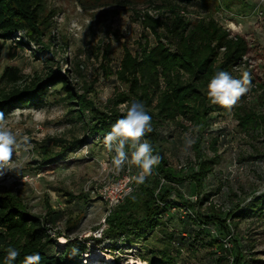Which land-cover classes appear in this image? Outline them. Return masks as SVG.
<instances>
[{"label":"rangeland","instance_id":"1","mask_svg":"<svg viewBox=\"0 0 264 264\" xmlns=\"http://www.w3.org/2000/svg\"><path fill=\"white\" fill-rule=\"evenodd\" d=\"M43 2L45 17L53 14L52 28L44 38L45 43L51 44L49 53L60 60L62 74L70 69L68 79L76 92L86 95L99 111L107 112L112 108L109 99L126 90L114 74L125 50L135 54L147 43L151 48L158 45L157 38L143 27L137 13L148 12L156 18L162 13L150 5V0H132V8L119 6L114 0ZM215 18L232 35H241L249 42L250 51L242 69L264 89V0L236 1L217 12ZM20 37V33L15 34L2 50L0 89L6 91L11 89L1 81L6 67L19 68L24 78L43 75L48 68L43 60L46 53L39 56L42 60L35 57L34 52L40 46H16ZM2 43L0 41V46ZM65 58H68V66ZM261 92L252 93L248 99V104H255L257 111L264 109L258 99ZM63 97L65 93L59 97L51 91L42 108H16L0 118V125L12 131L18 140L11 160L0 167V193L9 191L19 196L33 215L47 217L49 233L56 241L49 255L62 253L70 240L79 243L82 249L86 247L80 264H152L141 258L150 250L157 253L151 256L154 264L163 260L162 252L172 255L176 264H225L217 258L222 251L216 241L221 240L230 245L229 250L234 245L241 247L247 261L258 260L250 264L264 262V224L261 221L254 217L235 220L238 226L233 228V239L237 242L224 236L217 226L204 222L210 215V203L216 205L217 210L226 211V217L233 205L244 198L250 201L252 194L264 191V158H251L264 154V130L261 137L253 140L241 132L232 114L213 115V125L203 135L201 146L212 155V140L219 137L220 158L204 188L196 190L187 180L179 188L182 198L188 202L184 203L173 193L165 225L152 232L146 241L128 244L123 236L115 239L105 236L106 217L108 208L121 205L132 194L139 168L127 161L119 167L114 165L115 152L105 145V138L91 134L90 110L80 112L78 99L69 104V100H60ZM125 110V105L118 107L121 114ZM177 127H170L176 144L170 148L165 146L166 153L171 165L182 176H187L197 171L193 149L197 131L190 128L184 132ZM76 141L83 143L43 165L45 158L61 153ZM128 156L130 158L131 153ZM229 191L236 192L238 197H231ZM203 196H208L209 200L198 203ZM233 215L235 213H229L228 222ZM171 235L173 238L169 239ZM177 242L182 247H178ZM96 251L103 252L104 257L90 258Z\"/></svg>","mask_w":264,"mask_h":264},{"label":"trees","instance_id":"2","mask_svg":"<svg viewBox=\"0 0 264 264\" xmlns=\"http://www.w3.org/2000/svg\"><path fill=\"white\" fill-rule=\"evenodd\" d=\"M114 1L126 8H132L133 5L132 0ZM236 1L239 0H150V5L162 15L156 18L148 12L137 14L143 27L155 35L158 45L151 48L147 43L146 47L135 54L128 49L125 50L121 64L114 74L126 90L117 92L109 99L112 108L103 112L99 111L86 95H79L76 92L68 79L70 69L62 74L60 60L49 53L51 44L45 43L44 38L52 28L50 19L53 14L45 17L46 6L43 0H0V41H3L0 46V67L4 44L18 33L21 37L16 46L20 48L30 44L40 46V49L34 52L35 57L42 60L39 56L46 53L43 60L48 67L43 75L35 74L32 78H24L19 68L4 69L1 81L11 89L8 91L0 89V113H3V117L16 108H42L51 91L59 97L65 93V97L60 100H69V104L78 99L82 109L80 112L90 110L92 113L91 134H100L103 138L111 131L113 124L126 115L128 107L133 102L143 104L145 111L152 117V131L146 133L141 140H147L152 145L153 155H159L160 161L152 168L151 174L147 175L143 183L135 180L136 185L132 194L106 217L108 229L105 236L110 239L123 236L125 243L128 244L146 241L152 232L165 225V215L172 208L170 196L173 193L179 200L188 202L182 198L179 188L181 185L190 180L194 189L204 188L208 176L214 172L220 158L219 137L212 140V155L201 146L203 135L213 125V115L232 114L245 136L248 135L253 140L262 136L264 109L257 111L255 104H248V99L252 93L261 90L258 99L263 105V85L249 77V91L239 97L230 109L212 105L205 95L207 83L215 73L229 71L236 78H241L244 73L242 67L250 51L249 42L241 35H232L215 18L217 12L229 8V5ZM193 9L195 11L191 12ZM193 14L197 17L192 18ZM64 63L66 66L69 65L68 58H65ZM53 65H57V68L54 69ZM121 105L126 106L123 114L118 111ZM173 125L184 132L190 128L197 131V138L193 143L196 154L194 165L197 166V171L191 175L182 176L171 165L167 156L165 146L170 148L176 144L174 132L169 131ZM82 143L83 141H76L71 147L63 148L62 154L45 158L43 165L52 163ZM251 147H254L253 143ZM131 151L133 149L126 146V152L130 154ZM257 152L260 153L258 150ZM251 158L253 160L264 158V154ZM229 193L231 197H238L234 191ZM207 200L208 196H203L202 199H198V203L202 204ZM229 213L231 215L235 213L230 222L227 218ZM229 213L224 217L226 211L217 210L216 205L210 203V215L205 217L204 222L205 225L217 226L224 236L227 235L232 242H237L233 239V228L238 226L235 220L254 217L264 224V191L252 194L250 201L244 198L233 205ZM49 224L47 217L33 215L19 196L9 191L0 193V264H5L9 247H15L20 252L14 264H23L25 256L35 253L41 256L40 264H80L81 255L85 253L86 247L82 249L80 244L74 241L69 240L59 255H49L56 242L49 233ZM172 238L171 235L169 239ZM216 242L217 248L222 251L221 257H217L220 263L258 262L256 259L247 261L243 249L238 245L229 250L226 247L227 243L221 240ZM176 245L182 247L180 242ZM148 252L150 253L141 258L154 264L151 256H156V251ZM162 255L163 260L160 264H176L172 255L166 252H162Z\"/></svg>","mask_w":264,"mask_h":264},{"label":"clouds","instance_id":"3","mask_svg":"<svg viewBox=\"0 0 264 264\" xmlns=\"http://www.w3.org/2000/svg\"><path fill=\"white\" fill-rule=\"evenodd\" d=\"M249 73L244 72L241 78H236L229 71L215 73L206 86L205 95L212 105H218L224 109H230L239 97L249 91ZM3 113H0V118ZM152 117L145 111L143 104L133 102L127 109V113L113 124L111 131L105 137V145L115 152L113 164L121 166L125 161L136 165L141 170L134 177L136 182L143 183L152 168L158 165L159 155H153L152 145L147 140H141L146 133L152 131ZM126 146L131 151L129 158ZM18 147L16 135L0 125V167L11 160L14 150ZM20 252L15 247H9L5 256V264H14ZM39 253L24 257L23 264H40Z\"/></svg>","mask_w":264,"mask_h":264},{"label":"bare ground","instance_id":"4","mask_svg":"<svg viewBox=\"0 0 264 264\" xmlns=\"http://www.w3.org/2000/svg\"><path fill=\"white\" fill-rule=\"evenodd\" d=\"M90 258H93L95 260H99L104 257L103 252H93L91 255H89Z\"/></svg>","mask_w":264,"mask_h":264},{"label":"built area","instance_id":"5","mask_svg":"<svg viewBox=\"0 0 264 264\" xmlns=\"http://www.w3.org/2000/svg\"><path fill=\"white\" fill-rule=\"evenodd\" d=\"M123 201H124V200H123ZM116 207H117V206H112V207L108 208V215L111 213V210L115 209ZM108 215H107V216H108ZM226 247L229 248L230 245H229V244H226Z\"/></svg>","mask_w":264,"mask_h":264}]
</instances>
